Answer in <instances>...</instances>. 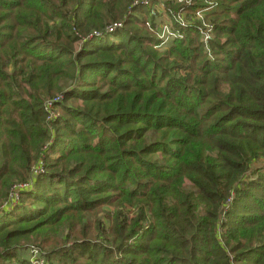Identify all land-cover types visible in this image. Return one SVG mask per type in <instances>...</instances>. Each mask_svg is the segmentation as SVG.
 Returning <instances> with one entry per match:
<instances>
[{"label": "trees", "instance_id": "1", "mask_svg": "<svg viewBox=\"0 0 264 264\" xmlns=\"http://www.w3.org/2000/svg\"><path fill=\"white\" fill-rule=\"evenodd\" d=\"M152 1L0 0V264H264V0Z\"/></svg>", "mask_w": 264, "mask_h": 264}, {"label": "rangeland", "instance_id": "2", "mask_svg": "<svg viewBox=\"0 0 264 264\" xmlns=\"http://www.w3.org/2000/svg\"><path fill=\"white\" fill-rule=\"evenodd\" d=\"M213 1L214 0H157V3L161 4L163 7H165L167 9L169 16L173 17L174 15H177V13H178L182 17L186 16L188 19H192V20H194L195 17L197 16L201 21H204V23H206L208 25L207 27H209L210 23L208 22V20L204 16V12H202L200 10L199 11H193L192 9H190V5L191 4H200V3L210 4ZM158 4L157 5L153 4V5L160 9V5H158ZM152 8H153V10H155L154 7H152ZM210 8H211V6L205 7L206 10H208ZM144 16L143 17L146 19L145 24L149 30L153 29V28L158 29V23L152 26V19H151L150 14L144 15ZM167 17H168L167 15H163L162 19L166 20ZM154 18L156 19V16ZM157 19H158V17H157ZM157 19H156V21H157ZM183 19L185 20V17ZM202 27H204V26H202ZM104 209L109 210L110 207L105 206ZM22 254H24L25 256H29L28 254H30V251L24 250V251H22Z\"/></svg>", "mask_w": 264, "mask_h": 264}, {"label": "built area", "instance_id": "3", "mask_svg": "<svg viewBox=\"0 0 264 264\" xmlns=\"http://www.w3.org/2000/svg\"><path fill=\"white\" fill-rule=\"evenodd\" d=\"M149 1H151V0H144L145 3L149 2ZM152 4L157 5L158 4L157 3V0L152 1ZM158 5H160V9L157 8V7H155L154 5H152V7H154L156 10H159V12L165 14L167 12V9L165 7H163L161 4H158ZM177 15H178L179 19H181L182 16L180 14H178V13H177ZM114 24H116V23H114ZM164 29L166 31H170L167 24H164ZM205 37H207V32L205 34ZM36 169H38V171H39L40 170V167H36L35 168V172L37 171ZM22 186H24V185L21 184V187ZM18 197H19L18 191L13 192L12 195L10 196V199H11L10 201L11 202L12 201H15V200L18 199ZM10 201H8L7 203H5L3 206L9 205V202ZM3 206H1V207H3ZM42 263H43V259L37 257V250L36 249H30V264H42Z\"/></svg>", "mask_w": 264, "mask_h": 264}]
</instances>
